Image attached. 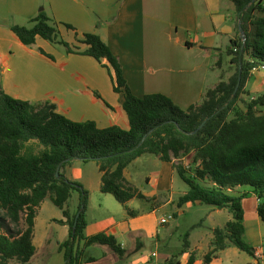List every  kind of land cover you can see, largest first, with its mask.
<instances>
[{"label":"crops","instance_id":"obj_1","mask_svg":"<svg viewBox=\"0 0 264 264\" xmlns=\"http://www.w3.org/2000/svg\"><path fill=\"white\" fill-rule=\"evenodd\" d=\"M41 11L56 23L61 39L73 52L41 37L32 46L24 45L11 30L14 25L31 27V19ZM85 33L100 36L119 58L135 96L161 93L183 109L200 103L207 89L226 81L216 67L224 55L233 65L226 50L239 34L232 0H0V89L30 103L49 101L72 121L128 130L124 95L114 90L113 71L104 66L107 61L81 53L88 47L81 42ZM251 75L260 78L252 84L249 78L244 88L250 86V97H257L254 92L264 91L259 90L264 86V69ZM78 162L67 166L65 175L88 191L84 234L112 235L124 251L120 256L107 245L93 244L84 249L80 264H162L182 250L184 241L189 246L175 258L176 263L188 264L193 254V264H204V255L213 248V229L223 228L233 218L227 208L200 202L179 206L188 188L180 185L173 161L145 153L123 170L125 182L143 196L126 203L133 215L113 195L101 191L98 165L96 171H85ZM231 193L246 194L241 200L244 239L254 254L229 244L209 264H264V223L257 213L261 200L248 187ZM45 200L37 209L35 253L27 264H64L59 245L67 239L69 228L57 222L66 220L62 210L61 216L49 221L55 226L52 232L38 230ZM67 209L70 215L77 211L70 205ZM164 209L173 219L161 224L160 219L167 216L160 214ZM170 222L176 223L175 229ZM146 241H153L155 249H145Z\"/></svg>","mask_w":264,"mask_h":264},{"label":"trees","instance_id":"obj_2","mask_svg":"<svg viewBox=\"0 0 264 264\" xmlns=\"http://www.w3.org/2000/svg\"><path fill=\"white\" fill-rule=\"evenodd\" d=\"M232 3L239 34L226 54L235 71L228 80L207 89L200 103L185 110L161 93L135 96L123 76L119 58L94 33L83 35L81 42L88 47L81 53L99 62L107 61L104 66L113 71L114 90L124 95L128 130L116 125L98 128L93 121H72L49 101L30 103L0 89V264L29 262L35 253L37 209L48 197L66 218L57 222L69 228L67 239L59 245L64 264H80L84 249L93 244L107 245L123 255L112 235L84 234L88 191L69 180L65 168L74 160L95 161L102 173L101 191L113 195L133 215L126 203L143 196L125 182L123 170L145 153L174 162L177 174L188 186L178 200L179 206L200 202L232 213V220L223 228L213 229V248L204 255V264L229 244L254 254L244 239L241 200L246 194L234 195L231 191L237 187L252 189L261 200L257 213L264 223V95L241 98L251 72L264 69V0ZM31 22V27H11L24 45L32 46L41 37L73 52L44 11ZM189 152L193 153L192 167L182 162ZM75 190L79 193L78 208L70 215L67 202ZM188 246L184 241L182 250L162 264H177L175 258ZM193 261L191 254L188 264Z\"/></svg>","mask_w":264,"mask_h":264},{"label":"rangeland","instance_id":"obj_3","mask_svg":"<svg viewBox=\"0 0 264 264\" xmlns=\"http://www.w3.org/2000/svg\"><path fill=\"white\" fill-rule=\"evenodd\" d=\"M216 68L222 70L221 71L222 72V75H221L220 78H225L226 80L235 71V66L229 64V62L227 61V56L226 55H224V58L217 64V67ZM217 72H219V70ZM210 73L211 72H209V75H210ZM209 75H208V78L210 80L211 79V75L210 76ZM214 78H215V71H213V76H212L211 82H214ZM250 78H251L250 79V83L252 84V82H254L256 79H259L260 77L256 78L254 75H251ZM258 82H260V81H258ZM248 87H250V86H248ZM248 87L247 88H244V92L241 95V98L242 99L248 100V99H250V94H253L252 92L250 93L247 90ZM261 88L264 90V86L259 87V90ZM254 94L257 95V96L264 95V91L262 92V94H261V91L254 92ZM241 106H242V104H241ZM79 161H80V162H78L79 165L81 167H83V169H85V171L86 170L96 171V165H97V163L95 161H88V162H82L81 160H79ZM182 162L186 166L188 165V166L192 167L193 166V153L192 152H189L186 155H184ZM179 181H180V185H182L183 187L188 188L187 184L183 183V181L181 179ZM78 195H79V193L76 190L75 191H72L71 196H70V198H69V200L67 202V205H70V208L73 211L74 210H77ZM203 207H207V206H203ZM60 210H61L60 208H58L56 205H54L52 203V201L50 200L49 197L46 198L45 203H44L43 208H42V211L40 213L39 220H38V230H42V229L45 230L46 229V230H50L52 232V230H54V227L55 226H54V224H52L53 222H50L49 223V221H50L51 218H56L58 216H61V211ZM167 212L168 211L164 209V210H161L160 214H166L168 216ZM167 216H165V217H167ZM197 216L198 215L193 216L195 218V220H198V217ZM169 225H170V228H173V229L176 228V223L175 222H170ZM183 231H184V229H183ZM144 248L152 251V250L155 249V244H154L153 241H146ZM159 258H162L161 253H160V257ZM12 263L13 264H18L15 261H13ZM125 263L126 262H122L121 264H125ZM126 264H129V263H126Z\"/></svg>","mask_w":264,"mask_h":264},{"label":"built area","instance_id":"obj_4","mask_svg":"<svg viewBox=\"0 0 264 264\" xmlns=\"http://www.w3.org/2000/svg\"><path fill=\"white\" fill-rule=\"evenodd\" d=\"M173 219L172 215H168L167 217H163L160 219V223L161 224H165L166 222H168L169 220ZM153 256L155 255V253L152 254Z\"/></svg>","mask_w":264,"mask_h":264},{"label":"water","instance_id":"obj_5","mask_svg":"<svg viewBox=\"0 0 264 264\" xmlns=\"http://www.w3.org/2000/svg\"><path fill=\"white\" fill-rule=\"evenodd\" d=\"M238 84H239V81H238ZM74 226H75V224H74Z\"/></svg>","mask_w":264,"mask_h":264}]
</instances>
